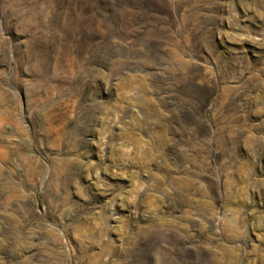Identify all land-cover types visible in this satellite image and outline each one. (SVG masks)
<instances>
[{
    "label": "rangeland",
    "instance_id": "rangeland-1",
    "mask_svg": "<svg viewBox=\"0 0 264 264\" xmlns=\"http://www.w3.org/2000/svg\"><path fill=\"white\" fill-rule=\"evenodd\" d=\"M0 264H264V0H0Z\"/></svg>",
    "mask_w": 264,
    "mask_h": 264
}]
</instances>
